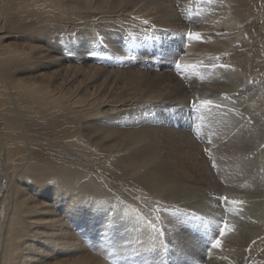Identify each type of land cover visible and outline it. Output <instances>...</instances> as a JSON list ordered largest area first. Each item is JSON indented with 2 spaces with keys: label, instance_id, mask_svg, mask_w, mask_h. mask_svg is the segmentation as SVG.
<instances>
[{
  "label": "bare ground",
  "instance_id": "obj_1",
  "mask_svg": "<svg viewBox=\"0 0 264 264\" xmlns=\"http://www.w3.org/2000/svg\"><path fill=\"white\" fill-rule=\"evenodd\" d=\"M213 5L203 20L223 33L206 51L228 68L209 91L231 98L213 100L227 125L199 144L189 92L135 65L173 55ZM104 185L212 220L222 197L243 201L255 224L234 223L227 249L264 246V0H0V264H108Z\"/></svg>",
  "mask_w": 264,
  "mask_h": 264
},
{
  "label": "rangeland",
  "instance_id": "obj_2",
  "mask_svg": "<svg viewBox=\"0 0 264 264\" xmlns=\"http://www.w3.org/2000/svg\"><path fill=\"white\" fill-rule=\"evenodd\" d=\"M214 6L216 5L205 10L204 13L200 15L202 18L200 16L197 17L198 25H196L195 31L187 33L183 37V41H181V37L176 39L174 45L177 51L173 55H170L168 58H163L166 53H162L161 56H142L140 63L135 65V70H142V73L147 72V74L150 73L151 75L154 73L162 75L163 73V75H170L172 79L176 78L175 80L179 81L181 87L184 88L187 93L189 92V95L187 94L188 96L185 97L184 101L185 104L191 108L188 115L186 132H188L191 138L199 144L206 142H212L213 144V137H218L220 135L219 127L227 125L226 121L229 117L228 114L220 112L221 110L219 114L216 108L220 107V102L218 103L215 101L217 100L216 98H231V96L218 93L215 90L213 94L210 93L213 91L211 87L215 85L212 80L215 82L218 76L219 78L220 76L221 78L225 76L226 74L223 69L227 67V65L221 61L222 55H225V53L214 56L206 51L207 46L211 44L212 38H220L223 33L222 31L221 33L220 31L216 33V30L208 27V22L204 21L208 20L210 15H216L218 10H214ZM202 21L206 24H203L204 22ZM137 59L138 58H135V61ZM114 64H111L112 66L109 69H125L117 67L119 63ZM177 64H179V67H176ZM38 75L37 73H33L30 76L38 77ZM172 79H170L171 82ZM209 89H212V91H209ZM206 94H211V96L203 97ZM204 101H209V103L204 104ZM176 124L179 125V122L176 121ZM206 158L211 161L210 157ZM228 163L230 162H227V164ZM227 164L223 165L225 169L222 172L232 177L234 175H231L228 171L229 169H226L229 168ZM209 167L213 170L212 173H215L214 175L218 174L214 163H210ZM71 170L72 169H70V171ZM77 175L80 177V174ZM76 177V175L72 174L67 180V183H76V179L78 178ZM59 179L61 180V178ZM234 179H237V175ZM235 180L234 182L237 183ZM61 181L63 183L65 182L63 179ZM61 181H59L58 178H51L48 180L46 179L44 184L60 183L61 185ZM229 183L235 187L232 182ZM104 187L103 189H108V192L111 191L112 195L108 196L110 207H106L108 210L102 208L106 213H101L102 215L105 213L107 217L102 222L103 229L100 234V240L104 243L102 250L104 249L105 252L96 254V251L92 250V253L101 257V259L108 264H211L213 262L221 264H264V246L262 243H259L263 235L259 239L250 241L245 248H243L245 252L244 255L231 252L229 248L227 249V244L224 241V238H226L229 233H236V230H234V223L243 221L254 223L252 214L247 213L248 210L246 207H248V205L244 204L243 201L239 200L246 207L241 205L238 206L239 203L237 206L231 203V201L234 200H231V197L227 198V195L222 197L218 201L219 207L216 208V210H219H217L218 220H212L203 217L197 211L186 209L178 204L167 203L166 201L155 198L150 200L152 199L150 196L128 197L127 195H118L114 193L112 189L108 188L107 185H104ZM92 189L98 191V189H101V186H94ZM114 200L115 202H113ZM152 201L155 205H153L154 203ZM159 202L162 206H159ZM115 205L116 207H114ZM180 213L189 214L181 216ZM239 219L240 221H238ZM225 224L228 225V228L224 230L225 234L221 238L220 246L218 248L212 247V243H214L219 235L220 229L223 228ZM258 243L260 244L259 246H257ZM229 251L230 253H228ZM190 256H198V259H201V261H192Z\"/></svg>",
  "mask_w": 264,
  "mask_h": 264
},
{
  "label": "snow or ice",
  "instance_id": "obj_3",
  "mask_svg": "<svg viewBox=\"0 0 264 264\" xmlns=\"http://www.w3.org/2000/svg\"><path fill=\"white\" fill-rule=\"evenodd\" d=\"M176 67H179V64H177ZM203 103L204 104H208L209 101H204ZM225 200H226V198H225ZM231 203L238 204V203H240V201H231ZM227 228H228V225L225 224L223 226V228L220 229L218 237L215 239L214 243H212V245H211L212 247L218 248L220 246V244H221V238L225 234V231L224 230L227 229Z\"/></svg>",
  "mask_w": 264,
  "mask_h": 264
}]
</instances>
